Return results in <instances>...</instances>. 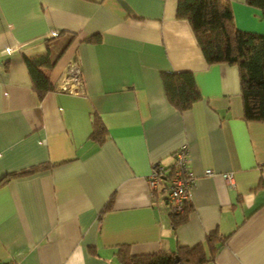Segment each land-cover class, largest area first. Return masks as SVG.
<instances>
[{
  "label": "crops",
  "instance_id": "obj_1",
  "mask_svg": "<svg viewBox=\"0 0 264 264\" xmlns=\"http://www.w3.org/2000/svg\"><path fill=\"white\" fill-rule=\"evenodd\" d=\"M229 2L238 28L264 34L257 8ZM176 3L0 0V177L48 163L0 183V261L119 264L122 244L133 255L170 252L217 230L227 238L208 264H264V121L243 119L237 66L205 61ZM59 32L75 37L39 99L22 57ZM73 63L80 82L60 89ZM162 71H190L201 98L175 109ZM96 115L101 143L89 137ZM183 145L192 212L173 226L164 184L151 190L148 177Z\"/></svg>",
  "mask_w": 264,
  "mask_h": 264
},
{
  "label": "trees",
  "instance_id": "obj_2",
  "mask_svg": "<svg viewBox=\"0 0 264 264\" xmlns=\"http://www.w3.org/2000/svg\"><path fill=\"white\" fill-rule=\"evenodd\" d=\"M245 3L257 8L264 19V0H245ZM175 13L176 17L188 21L197 45L208 64L227 63L237 66L243 119L264 121V34L238 28L229 0H177ZM73 37H75L74 33L63 35V32H59L45 40L43 52L35 55L23 54L22 58L31 80V86L39 99L54 89L50 73ZM52 38L59 40L56 47L51 42ZM82 40L96 42L100 40V36L98 34L86 36ZM160 77L165 97L175 109L187 110L201 98L194 76L190 71H162ZM106 133L107 129L103 121L97 115L94 116L89 137L101 143ZM47 165V162H43L10 171L0 177V183L11 178L33 174ZM110 205L111 200L103 206L99 217L110 208ZM191 212L190 201H185L179 212L171 209L170 216L173 226L186 222ZM226 238L227 235H221L217 230H212L205 237V245L202 243L193 246L179 245L170 252L159 251L135 255L130 254L127 244H122L117 248L116 256L119 264H208L213 260L217 247ZM217 243L220 244L217 245ZM204 246L208 247L209 252ZM88 250L93 251V247L89 246Z\"/></svg>",
  "mask_w": 264,
  "mask_h": 264
},
{
  "label": "built area",
  "instance_id": "obj_3",
  "mask_svg": "<svg viewBox=\"0 0 264 264\" xmlns=\"http://www.w3.org/2000/svg\"><path fill=\"white\" fill-rule=\"evenodd\" d=\"M80 71L78 66L73 63L67 71L65 78L59 85L60 89L70 91L71 84H79ZM74 90V89H73ZM205 173H210L206 170ZM169 175V178L167 177ZM225 179L232 185V175L227 173ZM151 190L156 189L159 183L164 184L166 190V201L169 202L174 212L182 210L185 201L190 200V189L193 186L194 176L187 166V147L183 145L173 152V164L164 168L160 164H155L148 177ZM0 264H17L15 261H0Z\"/></svg>",
  "mask_w": 264,
  "mask_h": 264
}]
</instances>
